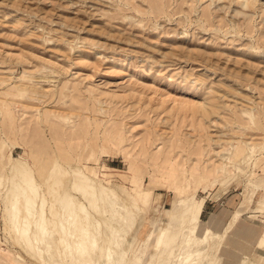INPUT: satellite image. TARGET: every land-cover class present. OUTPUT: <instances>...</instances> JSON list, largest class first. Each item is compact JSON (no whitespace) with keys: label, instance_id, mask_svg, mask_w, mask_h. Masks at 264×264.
Returning a JSON list of instances; mask_svg holds the SVG:
<instances>
[{"label":"rangeland","instance_id":"obj_1","mask_svg":"<svg viewBox=\"0 0 264 264\" xmlns=\"http://www.w3.org/2000/svg\"><path fill=\"white\" fill-rule=\"evenodd\" d=\"M19 167L40 195L63 180L87 208L94 185L125 198L130 218L114 211L125 264L165 261L167 231L179 236L167 264L183 239H207L198 264L221 262L223 235L199 217L205 198L239 194L224 233L250 208L264 227V0H0V264H40L5 232L1 197ZM178 199L196 206L197 232L185 205L169 229ZM107 230L96 235L106 245ZM256 246L253 258L234 253L236 264L264 262V229Z\"/></svg>","mask_w":264,"mask_h":264},{"label":"bare ground","instance_id":"obj_2","mask_svg":"<svg viewBox=\"0 0 264 264\" xmlns=\"http://www.w3.org/2000/svg\"><path fill=\"white\" fill-rule=\"evenodd\" d=\"M205 102L207 101L203 103L182 101L174 106L184 111L203 113L207 105ZM219 167L223 173H226L225 165L221 164L216 169ZM13 170L14 175L8 179L5 193L1 197L5 232L29 260L38 261L40 264H96L97 262L92 260L100 258L104 260V264H125L127 253L122 242L125 231L121 230V226L118 225L124 220L114 216L118 203L125 208V216L129 215L130 218L131 207L125 198L121 195H117L116 198L109 197L106 189L101 188L99 184L94 185L90 193L85 196L89 204L87 208L83 203L79 201L75 203L71 199L72 196L67 193L66 188L62 187L63 180L58 181L54 186L47 183L44 195H40L37 189L38 182L32 177L27 167L13 168ZM77 190L81 193L80 187H77ZM48 198L55 202L56 209L50 216L46 215L44 210ZM37 199L40 201L39 211L36 209ZM184 205L185 200L183 199L173 202L169 210V229L176 225ZM185 207L189 208L195 218L194 223H191L192 232L195 233L198 231L200 221L197 218V208L195 205H185ZM99 214H101L99 217H103V221L96 218ZM236 217L237 213L234 214L232 220ZM107 228L112 231L111 239H106L107 245H112V242L115 243V240L123 236L113 251H108L107 245L98 241L96 236L98 231L106 233ZM208 232H213V229H207L206 233ZM178 238V235L168 234V231L161 237L159 243L164 248H170V255L165 261L158 262L159 264H167V261L173 260L172 256ZM183 243L186 250L178 254L176 258L178 264H198L206 256L207 239L202 245H196L189 240L185 242L184 239ZM16 262L26 264L21 255ZM216 264H221L220 260Z\"/></svg>","mask_w":264,"mask_h":264},{"label":"crops","instance_id":"obj_3","mask_svg":"<svg viewBox=\"0 0 264 264\" xmlns=\"http://www.w3.org/2000/svg\"><path fill=\"white\" fill-rule=\"evenodd\" d=\"M240 202L238 193H231L223 198L222 196L207 197L199 215L202 223L223 235L218 243V256L221 258V264H236L237 259L234 258V253L242 257L253 258L261 250L256 246V242L264 227L260 222H253L249 218L251 208L243 211L224 233V228L230 222L233 211L239 207ZM138 228L142 230L141 238L144 237L147 232L143 230L144 225L142 228L139 225Z\"/></svg>","mask_w":264,"mask_h":264}]
</instances>
